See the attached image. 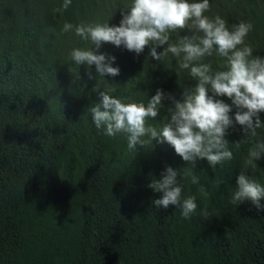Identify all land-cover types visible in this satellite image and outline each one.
<instances>
[{"label":"trees","instance_id":"trees-1","mask_svg":"<svg viewBox=\"0 0 264 264\" xmlns=\"http://www.w3.org/2000/svg\"><path fill=\"white\" fill-rule=\"evenodd\" d=\"M130 3L72 0L64 10L63 0H0V264H264V212L250 201L232 203L256 138H244L237 125L225 137L234 158L214 171L198 160L193 169L167 143L130 152L124 135L98 132L86 111L100 102L97 84L125 102L147 103L157 89L182 99L196 83L179 58L155 60L148 47L137 56L104 43L100 51L120 68L116 77L100 78L94 65L71 61L73 48L91 45L62 33L65 23L118 26L119 8ZM210 4L207 15L229 26L250 21L247 43L264 56V0ZM179 35L190 33H174L172 41ZM204 62L213 71L225 67L215 55ZM163 104L149 121L157 128L171 106ZM258 133L264 137V129ZM256 163L246 174L264 186V159ZM165 164L185 168L183 195H195L198 204L190 220L152 204L160 194L148 187L149 173L159 178ZM195 172L207 194L191 183ZM202 209L209 218L199 215Z\"/></svg>","mask_w":264,"mask_h":264},{"label":"clouds","instance_id":"clouds-1","mask_svg":"<svg viewBox=\"0 0 264 264\" xmlns=\"http://www.w3.org/2000/svg\"><path fill=\"white\" fill-rule=\"evenodd\" d=\"M72 0H63L67 10ZM210 0H131L130 5L120 7L119 25L109 23L78 24L65 23L62 33L74 32L89 48H73L71 61L86 66L100 78L120 75L119 66H113L116 57L100 51L104 43L123 47L139 56L146 47L149 56L163 60L168 54L179 58V68L187 70L193 87H185L182 99L172 93L157 89L147 103L125 102L108 91H100L97 84L93 91L100 97L86 111L98 132L108 137L124 135L127 148L136 152L139 148L154 149L157 144L167 143L187 165L194 169L198 160H206L213 169L231 161L234 156L225 137L237 125L243 136L256 138L248 150V163L237 177L238 188L232 203L250 201L257 212H264V186L246 173L252 164L264 159V137L258 133L264 129L261 113H264V56L254 55V49L247 38L254 30L250 21H240L229 26L220 15L209 16ZM187 30L190 35H179L172 41L174 33ZM157 48H163L158 53ZM213 55L225 61L223 70L213 71L212 64L204 62ZM177 72V71H176ZM178 74V72H177ZM79 79V75H76ZM88 78L94 79L91 71ZM226 97L231 103H226ZM127 99V98H125ZM169 101L167 115L163 116L157 128L149 123ZM155 141V144H153ZM243 140L235 143L239 149ZM148 187L159 193L152 200L157 208L167 210L170 206L178 209L185 220L197 214L196 196L184 197L182 180L185 168L176 169L165 164L159 178L149 173ZM191 183L200 185L199 191L207 194L200 184L198 173L191 175ZM199 215L209 218L206 209Z\"/></svg>","mask_w":264,"mask_h":264}]
</instances>
